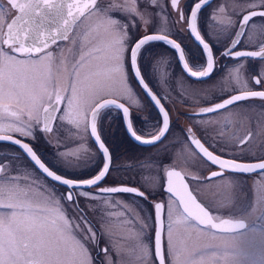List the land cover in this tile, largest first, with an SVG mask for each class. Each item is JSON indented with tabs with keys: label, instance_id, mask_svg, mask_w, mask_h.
Wrapping results in <instances>:
<instances>
[{
	"label": "snow or ice",
	"instance_id": "6c2138e0",
	"mask_svg": "<svg viewBox=\"0 0 264 264\" xmlns=\"http://www.w3.org/2000/svg\"><path fill=\"white\" fill-rule=\"evenodd\" d=\"M209 2L210 0H199L191 8L190 16L187 17L190 34L202 47L206 60V66L202 70L193 71L185 62V52L181 44L175 39H170L167 35H144L131 47L132 73L150 100L153 101L162 119V127H160L158 134L152 135L148 139L138 135L133 130L129 108L120 103L118 99H101L90 108L88 102L97 97L113 95L130 99L132 104L138 103L133 89L129 87L124 65L125 48L130 39L127 29L129 27L134 28L135 25L122 23L120 19L112 18L110 12L117 9L126 20L129 17L132 19L139 17L147 26L150 22L147 17L152 15L149 9L152 6L160 7L161 0H143V9L137 6L138 0H124V3L121 4H113L109 0L107 6L98 4L97 0H87V3L83 5H77L73 0H7V4L19 13L10 23H7V32L3 31L5 4L0 3V132L7 131L20 133L24 137H34L33 129L37 127L42 133H50L53 131V121L57 119L56 114L60 111L63 102L65 107L59 120L61 122L67 121L69 125H74L77 129L87 131L90 128V135L97 144L104 163L98 174L90 179H67L50 170L29 144L15 140L10 135H0V142H9L19 146L47 177L64 185L68 191L61 199L73 203L76 200L73 194L74 190L79 191V195L85 198H95L93 194L83 191V189L97 185L106 177L110 169V150L97 130L98 121L103 119L105 113L111 110L120 112L128 135L142 145H152L161 141L169 131V113L161 104L160 99L151 92L138 67V58L143 55L148 46L162 42L176 51L183 69L191 78L207 79L215 71L212 47L204 41L201 33L197 30L198 12ZM260 3L264 5V0H260ZM178 5L179 0H171L172 8L179 12L180 20L184 21L186 18L183 11L179 10ZM93 6L96 8V18L105 24L107 31L113 37L109 54L106 57L112 66L103 79H97L85 85L80 80V69L84 67L83 62L85 61V56L81 55L70 73L71 79L66 81L63 73L56 65L54 53L47 51L44 55L39 54L48 49L50 44L55 45L58 41L68 40L67 33L71 30L72 25L84 15L86 10L92 9ZM74 8L75 11H73ZM156 15L159 19L158 30L165 31L167 29L165 17ZM258 15L264 17V11H253L249 15L243 16L240 31L236 32V39L232 41L231 47L222 55L229 59L264 57V45L261 46L260 51H233L240 43L245 25L252 17ZM49 22L55 26L49 28L47 26ZM231 23L230 19L225 18V25H231ZM4 46L12 51L9 52ZM60 64H63V58H61ZM197 67L199 68V66ZM239 71L240 69L236 70L237 73ZM233 79L236 83H241L239 76L233 75ZM254 83L256 85L264 83V71L259 74V78H254ZM62 93H66V95ZM249 98H264V91H248L241 95H232L230 98L224 99L222 103H216L214 107L202 108L195 115L212 114ZM41 123L42 127H39ZM188 132L191 133V129ZM252 135L249 132L238 143L245 145ZM189 140L202 153L203 157L221 169L244 174L264 170V160L258 163H238L233 160L222 159L209 152L194 136L190 135ZM82 151H86L83 144L79 148L73 149L71 153L61 152L59 155L61 157L71 155L79 158ZM86 166L90 167L91 163H86ZM6 168L7 165L0 164V209L8 210L0 211V264H90L85 243L91 241L98 244V234L93 230V226L83 210L79 208L78 202L76 203V210L80 212L79 221L83 223V228L81 223L69 219L60 199H57L50 191L45 194L32 185L22 186L18 183L19 176L3 175ZM220 175L221 173L213 172L209 179ZM166 176L165 191L169 195V220L178 210L173 205H178L182 207L186 221L195 220L200 225H210L213 229L224 231H231L239 227L236 222L227 219L221 220L218 224L213 223L209 212L197 202L196 196L189 190V185L185 182L180 171L168 170ZM121 192L146 198L145 192L132 187L103 188L96 195ZM164 207L163 203L154 204L155 256L159 264H164V256L161 252V232L164 227L161 217ZM137 219L141 225L144 224V221L140 220L139 217ZM127 223H131V221H127ZM77 231L83 237V241L78 238ZM131 235L137 243L129 250L130 254L139 250L141 255L136 257L139 264H151L149 246L141 241V237L144 235L143 231L132 232ZM113 250L116 251L115 248ZM102 251L106 256L108 255L107 248L102 249ZM168 252L173 264H191L190 259L181 260L180 251L173 242L170 224ZM117 255L119 257L120 253L118 252ZM107 264H113V261L108 259ZM116 264H124V262L118 258Z\"/></svg>",
	"mask_w": 264,
	"mask_h": 264
},
{
	"label": "rangeland",
	"instance_id": "374dc122",
	"mask_svg": "<svg viewBox=\"0 0 264 264\" xmlns=\"http://www.w3.org/2000/svg\"><path fill=\"white\" fill-rule=\"evenodd\" d=\"M6 1L0 0V3ZM111 2L121 4L124 3V0H111ZM97 3L107 6L109 0H98ZM137 6L143 9V0H138ZM248 6L247 2L240 0L214 2L210 8L205 9L201 14L208 25L207 32L209 35L216 41L228 42L233 35L237 16L239 17L240 12ZM5 7L8 9L7 14L9 13L7 19L13 10L14 14L16 13V10L12 9L10 5ZM95 12L96 8L93 6L78 22L76 21L73 31L71 30L72 32L70 31L68 35V40L58 45L54 53L56 65L63 73L66 81L71 79L70 73L81 55L85 56V61L83 62L84 67L80 69V80L85 85L97 79H103L112 66L106 57L109 54L113 37L107 31L105 24L96 18ZM149 12L152 15L147 17L150 21L147 26L139 17L135 19L129 17L126 20L117 9L110 12L112 18L120 19L122 23L135 25L134 28L129 27L127 29L130 39L125 48L124 65L129 87L133 89L138 103L132 104L130 99L123 96L120 98L129 102L135 129L142 137H149L158 130L160 119L157 108L155 107V109L153 106V110L151 109L147 97L132 76L129 65V48L132 42L137 35L149 30H158L159 19L156 14H159L165 17L167 24L165 31L178 33L189 43V52H197L194 44L185 35L184 25L179 20L178 13L172 10L170 0H161L160 7L152 6ZM225 18L232 21L231 25L224 24ZM254 35L253 32L249 34V40L257 44L260 40L258 37L253 39ZM61 58H63L62 65L60 64ZM138 59L141 61L140 64L144 68L147 79L150 77L148 69L153 70L155 87L171 103L169 108L171 114L180 110L181 98L199 101L205 97L209 98L211 93H214L213 91H217L219 94H232L233 91L247 87L251 73L256 72L246 71L242 69L241 65L236 64L231 65L224 73L210 81L195 82L189 80L182 70L177 69L171 53L156 54L152 66H149L148 69L147 52L144 51ZM237 69H240L238 73L236 72ZM233 75L239 76L241 83H236ZM107 96L109 95L103 97ZM103 97L89 100V108ZM61 115H63V109L58 116L54 131L50 133L41 132L38 136L39 142L43 144L41 148L46 144L45 146L51 150V159L54 166L59 168H56L57 170L66 173L68 176H70L69 174H79L80 177H90L102 166L103 160L100 152L94 146L89 130L77 129L74 125H69L67 121L61 122L59 120ZM121 121V114L116 110L105 113L103 119L98 121L100 133L110 148L119 149L116 151L118 153L122 150L123 152L127 151L125 150L126 147H132L135 150L134 156H128L129 159L125 160V163L121 159L114 162L108 179H132L139 188L145 192L153 193L155 195L153 198H156V195L162 197L166 208L164 248L167 264H173L168 252L169 224L171 225L173 242L180 251L181 260L190 259L191 264H264V200L261 194V186L264 185V172L249 175L231 173L213 180H206L205 173L206 171L209 172L212 167L206 165L196 155L178 129H173L169 138L162 145L149 149L132 142L126 136ZM189 121L194 128L206 134L225 153L247 154V158L264 156V103L262 102L236 104L211 116L190 119ZM35 129H33L34 132ZM248 132L253 135L249 137V141L245 145L240 146L238 141L243 139ZM81 144L85 146L86 151H82L79 158L71 155L67 157L59 155L61 152L71 153ZM23 157L14 149L0 148V158ZM86 163H91V166H86ZM170 166L181 169L188 176L194 193L211 208L215 217L244 218L248 223L246 228L237 233H221L214 232L209 228H199L192 220L186 221L184 219V214L178 205H173L178 210L169 220V196L162 191V184L164 172ZM18 183L22 186H37L22 180H19ZM46 185L42 179L38 189L41 192L52 191ZM83 191H88L95 196V198H85L79 195V191L77 194L79 206L90 218L93 230L94 227H97L102 233L101 237L108 249L107 256L102 252L104 264H107L108 259L116 264L118 258L122 259L124 264H139L136 259L137 256L141 255L139 250L134 254H130L129 251L137 243L131 235L132 232L136 231H143L144 235L141 237V241L149 246V260L151 264H155L150 241V228L153 221H151L150 212L147 211V201L138 196L96 195L89 188L83 189ZM61 204L69 219L81 223L79 221L80 212L72 204L66 205L62 202ZM137 217L144 221L143 225L140 224ZM127 221H131V223H127ZM81 227H84L83 223H81ZM77 235L83 241V237L78 231ZM95 244L91 241L85 243L90 264H98L93 258ZM114 248L116 251L113 250ZM118 252L120 253L119 257Z\"/></svg>",
	"mask_w": 264,
	"mask_h": 264
},
{
	"label": "flooded vegetation",
	"instance_id": "af4514ba",
	"mask_svg": "<svg viewBox=\"0 0 264 264\" xmlns=\"http://www.w3.org/2000/svg\"><path fill=\"white\" fill-rule=\"evenodd\" d=\"M6 1V0H5ZM98 1V0H97ZM198 0H181V2H179V10L183 11L184 16H185V20L181 21L180 20V16H179V12L176 9L172 10L174 12L178 13V17L179 20L182 22V24L184 25V30H185V35H187L188 40L194 44V46L197 49V52L193 53L189 52V43L184 39V37H180L178 35V33H173V32H169V31H159V30H149L146 31L140 35H137L136 38L134 39V41L132 42L131 46L133 45V43L139 39L140 37L147 35V34H159V35H167L170 39H175L177 40L178 43L181 44L183 51L185 52V62L188 63L189 67L192 68L193 71L196 70H202L203 67L206 66V60L205 57L203 55L202 52V47L199 45V43L193 38V36L190 34V31L188 29V22H187V17L190 16V11L191 8L193 6V4L195 2H197ZM242 2H247L249 4V6L244 9L242 12H240L239 17L237 16V19L235 21V25H234V32L233 35L231 37V39L227 42V41H216L213 39V37H211L209 35V33L207 32V23L206 20H204V18H202L201 14L202 12L205 11V9L210 8V6L214 3V2H219V0H212L211 2H209L205 7H203L199 12H198V17H197V30L201 33L202 38L204 39L205 42L209 43L210 46L212 47V51H213V58H214V64H215V71L213 72V74L207 78V79H194L191 78L190 76H188L182 69L179 59H178V53L174 50H172L170 47L166 46L164 43L162 42H156L153 43L151 45L148 46V48L145 50V52H147V63H148V67L152 66L153 64V60H154V56L156 54H163V53H171L172 56L175 59V65L177 67V69L182 70V72L185 74V76L191 80V81H195V82H207L210 81L211 79L217 77L218 75L224 73L231 65H236L239 64L242 66V69L246 70V71H256L255 73L252 72L250 75V80H248L249 83L247 87L239 89L237 91H233L232 94H225V93H217V91H213L214 93H211V95L208 97H205L202 100L199 101H191L189 99L186 98H181L180 101V110L171 114L169 108L171 107V103L168 101V99H166L165 97H163L160 91H158L157 87H155V82H154V73L153 70H151L150 68L148 69V73L150 74L149 79L146 78V74L144 71V68L141 66V61L138 59V67L140 68L142 77L144 78L145 82L148 84L149 88L152 90L153 93H155V95L158 97V99H160L161 104L163 105V107L165 108L166 111H168L169 113V117H170V128L169 131L166 133V135L161 139V141L152 144V145H147V146H143V145H139V146H143L144 148H155L159 145H162L164 142H166V140L169 138L170 132L173 129H178L183 137V139L187 142V144L192 148V150H194V152L196 153V155L203 160L206 165L211 166V170L209 172L206 171L205 173V178L206 180H213L219 177H223L226 174H233L235 172H232L231 170H227V169H221L218 165H213L210 161H208L205 157H203V155L195 148V145H193L191 143V141L189 140V136L192 135L194 136L195 139L200 140V142L204 145L205 148H207L208 150L212 151L213 153H215L216 155L222 157L223 159H230V160H237V161H244V162H254V161H259V160H264V156L262 157H246L245 154L243 155H237V154H231V153H225L223 152V150H221L212 140L209 139V137L202 133L201 131H198L196 128H194L191 124V122L189 121L190 119H195V118H202V117H207V116H211L213 114H216L220 111L223 110H219L218 112L212 113V114H207V115H195L197 113L200 112V110L202 108H207V107H214V105L216 103H222L224 99H228L230 98L232 95H236L239 92H248V91H264V83H262L261 85H256L254 83V78H259V74L262 72V69L264 68V57L261 58H238V59H229L228 57L222 55L223 52H225L228 48L229 45L232 43L233 38L235 37V34L239 28L241 19L243 17L244 14H248L252 11H260V10H264V5H261L260 0H240ZM4 3L5 6L8 5L7 1L6 2H1ZM170 4H171V0H170ZM5 23H4V27H3V31L7 32V23H9L11 17L14 14V10L12 11V14L10 15V17L7 19V12L8 9L5 7ZM89 10H86L84 12V15L88 12ZM83 15V16H84ZM81 16L79 18V20L83 17ZM77 20V22L79 21ZM76 22V23H77ZM75 23V24H76ZM75 24L72 27V31L73 28L75 26ZM71 31V32H72ZM255 33V35L252 37L253 39L255 38H259L260 42L257 44L252 43V41L249 40V34L251 33ZM184 33V32H183ZM257 34V35H256ZM65 40L63 41H58L57 44L52 45L50 44V47L48 49H45L43 53H40L39 55H44L47 51H52L53 53L56 52L57 50V46L62 44ZM264 45V17L262 16H255L252 17L250 19V21L248 22V24L245 25L244 28V32L241 36L240 39V43L239 45L233 49V51H260L261 50V46ZM131 46L129 48V65H130V49ZM6 48V50H8L9 52H11L12 50L7 48V46H4ZM203 60V62H202ZM200 64H202L200 66ZM199 66V68L197 67ZM196 67V68H195ZM131 70V68H130ZM132 73V71H131ZM54 75H55V69H54ZM133 76V73H132ZM134 78V76H133ZM68 80V79H67ZM135 83L140 87V85L137 83L136 79L134 78ZM140 89L142 90V88L140 87ZM51 90V89H50ZM142 92L145 94V92L142 90ZM65 94L66 93H62ZM145 96L147 97V100L150 104V107L152 109V107L154 106L153 101L150 100L149 96H147L145 94ZM104 98H114V99H118V101L124 103L128 108H129V113H130V119H131V123L133 125V130H135L137 132V130L135 129V125L133 122V117H132V108L129 104L128 101H124L123 99H121L120 97L117 96H113V95H109L107 97H103L101 99ZM100 99V100H101ZM99 100V101H100ZM97 101V102H99ZM246 102H262L264 103V98H249L247 100L241 101V102H236L231 106H227L225 109H228L236 104H241V103H246ZM94 106V105H93ZM65 104L62 102L61 107H60V111L56 114L57 119L58 116L61 112L62 109H64ZM155 108V106H154ZM156 109V108H155ZM224 109V110H225ZM153 110V109H152ZM157 111V110H156ZM158 113V111H157ZM121 114V113H120ZM88 115H90V111L88 113ZM159 115V119H160V127H162V119ZM41 116H42V112H41ZM57 119L55 121H53L52 127H53V131L56 128V124H57ZM121 119H122V124L124 127V123H123V118L121 115ZM39 127H42V123ZM156 130L152 135H156L159 132V129ZM35 132H34V137H24L22 136L20 133H12V132H0L1 134H8V135H13L27 143L30 144V146L33 148V150L38 154V156L42 159V161L48 166L50 167L52 170L56 171L57 173H60L68 178L74 179V180H83V179H89L92 176H94L95 174H97L99 172V170L103 167V156L100 153L101 157H102V166L100 167V169L97 170V172L95 174H93L90 177H80L79 174H69L70 176L66 175V173L61 172L59 170H57L56 168H58L57 166H54L52 159H51V155L52 152L51 150H49L48 147H46L44 144V147L41 148L43 146L42 143L39 142V135L41 134V131L38 130L37 127ZM191 129V133L188 132V130ZM89 130V129H88ZM97 130L99 135L101 136L102 140L104 141V143L106 144V146L109 148L110 150V154H111V162H110V169L109 172H111V168L114 164V162L118 159H121L123 163H125L128 158V156H134L133 153H135L134 148L132 147H126L125 152L120 151L119 153L116 152L117 150H114L112 148L109 147V145L107 144L106 140L102 137L99 127L97 125ZM124 131L126 136L132 141L134 142L130 136L127 134L125 127H124ZM249 133V132H248ZM248 133L246 134V136L248 135ZM138 134V132H137ZM152 135H150L149 137L146 138H150ZM92 140V139H91ZM249 141V140H248ZM93 142V141H92ZM135 143V142H134ZM94 144V142H93ZM136 144V143H135ZM239 144V143H238ZM240 145V144H239ZM94 146L96 147V145L94 144ZM242 146V145H240ZM0 148H8V149H14L17 152H19L22 156H24L23 158H0V164H4L7 165V168L5 170V172L3 173V175H7V176H19L20 180L22 181H27L29 183H34V186L37 185L36 187L38 188L39 185H41V180L43 179L46 182V186H48L52 191H50L57 199H60V202L66 204V205H73L76 208V203L78 202L79 205V198H78V191L74 190L73 194L76 197V200L73 203H69L64 199H61V197L67 193L68 189L62 185L59 184L57 182H55L54 180L50 179L49 177H47L46 175H44L41 170L34 164L33 161H31V159H29L25 153L15 144L9 143V142H0ZM97 148V147H96ZM49 152V153H48ZM100 152V151H99ZM50 158V159H48ZM131 161V160H130ZM59 169V168H58ZM170 169H175V170H179L182 175L184 176L185 180L187 181L190 190L193 192V194L196 196V194L194 193L193 189L191 188L190 185V181L188 176L179 168L175 167V166H170L167 167L165 172H164V178H163V184H162V191L164 193H166L164 186L167 180V176H166V172ZM75 170V169H74ZM213 171H217L220 172L221 175L215 178H211L209 179L208 174L213 172ZM109 172L107 173L106 177L99 182L97 185L89 188L92 189L93 193L98 194L100 189L103 188H110V187H116V186H121V185H125V186H129V187H135L138 188L139 190L145 192L144 190H142L141 188H139L132 180V179H126V180H120L119 178L116 180H109ZM264 170H259L256 171L254 173H247L245 175H249V174H257V173H263ZM235 174H239V175H244V173H235ZM25 177H27V179H25ZM37 183V184H36ZM262 190H261V194H262V198L264 200V185L261 186ZM49 191H45V194H48ZM167 194V193H166ZM108 195H126V196H137L135 194H130V193H115V194H104L103 196H108ZM168 195V194H167ZM145 196L144 197H140L143 198L147 201V211L150 212V216H151V221H153V225L150 228V241H151V248H152V254H153V259L155 264H158V261L156 260L155 254H154V232H155V209H154V204L155 203H163L165 206V203L163 202V200L161 199L162 197H160V195H156V198H153L155 195L151 192H145ZM169 196V195H168ZM139 197V196H138ZM196 198L200 201V203H202L207 210L209 211L210 216L212 217V219L214 221H218L224 218L227 219H232V220H242L243 221V225L240 228L231 230V231H224L222 229H213L211 228L210 225L208 226H204V225H200L197 221L192 220L197 227L199 228H209L214 232H221V233H237L239 230H242L244 228H246V226L248 225L246 219L244 218H231V217H220L217 218L213 215V212L211 210L210 207H208L205 203H203L197 196ZM79 208L81 209V207L79 206ZM179 209L183 212V209L181 207H179ZM83 210V209H82ZM0 211H8L7 209H0ZM84 213V211H83ZM85 214V213H84ZM165 214H166V208L164 207L163 209V223H164V228H163V235H162V245H163V256H164V262L165 264H167L166 259V253H165V248H164V232H165ZM86 215V214H85ZM87 216V215H86ZM88 217V216H87ZM89 221L90 218L88 217ZM193 223V224H194ZM94 230L96 231V233L98 234V244H95V251L93 253V258L98 262V264H104V257L102 255V249H105V243L103 242V238L102 233L99 229H97V227H94Z\"/></svg>",
	"mask_w": 264,
	"mask_h": 264
},
{
	"label": "water",
	"instance_id": "95a60500",
	"mask_svg": "<svg viewBox=\"0 0 264 264\" xmlns=\"http://www.w3.org/2000/svg\"><path fill=\"white\" fill-rule=\"evenodd\" d=\"M212 0H210V2H211ZM73 2L74 3H76L77 5H83L84 3H87V0H73ZM199 2V0L197 1V2H195V3H198ZM195 3L193 4V6L192 7H194V5H195ZM208 4V3H207ZM206 4V5H207ZM206 5H204L203 7H205ZM202 7V8H203ZM16 10V9H15ZM76 9L74 8L73 9V11H75ZM262 11H264V10H260V11H255V12H262ZM253 12V11H252ZM251 13V12H250ZM250 13H248V14H244V15H249ZM17 15H19V13H18V11L16 10V13L14 14V16L12 17V19H14L15 18V16H17ZM243 15V16H244ZM11 19V20H12ZM11 20L9 21V23L11 22ZM243 20V17H242V19H241V21ZM240 24H241V22H240ZM74 25V24H73ZM73 25H72V27H73ZM49 28H51V27H54L55 25H52L50 22L48 23V25H47ZM72 27H71V29H72ZM245 28V27H244ZM71 31V30H70ZM70 31L67 33V35H69V33H70ZM237 31H240V25H239V28H238V30ZM244 32V31H243ZM147 35H151V34H147ZM143 37V36H142ZM142 37H140V38H142ZM139 38V39H140ZM194 38V37H193ZM139 39H137L135 42H137ZM234 39H236V34H235V37L233 38V40ZM241 39V38H240ZM135 42L133 43V45L132 46H134V44H135ZM231 45H232V43L229 45V48L231 47ZM131 46V47H132ZM180 62V61H179ZM180 65H181V67H182V63L180 62ZM130 67H131V49H130ZM182 69H183V67H182ZM132 71V70H131ZM183 71L187 74V75H189L184 69H183ZM133 76H134V74H133ZM190 76V75H189ZM134 78L136 79V77L134 76ZM144 79V78H143ZM136 81H137V79H136ZM145 81V80H144ZM137 83L139 84V82L137 81ZM146 83V82H145ZM140 85V84H139ZM140 87L142 88V90L145 92V90L143 89V87H142V85H140ZM149 87V86H148ZM150 89V88H149ZM151 90V89H150ZM151 92H152V90H151ZM153 93V92H152ZM245 93V92H244ZM244 93H238V94H236V95H241V94H244ZM145 94H146V92H145ZM154 95H155V93H153ZM147 95V94H146ZM148 96V95H147ZM157 97V96H156ZM158 98V97H157ZM104 99H114V98H104ZM120 102V101H119ZM120 103H122V102H120ZM124 104V103H123ZM125 105V104H124ZM126 106V105H125ZM127 107V106H126ZM89 117H90V115H89ZM123 118V117H122ZM130 122H131V119H130ZM123 123H124V119H123ZM124 127H125V123H124ZM125 130H126V128H125ZM89 132H90V128H89ZM127 132V131H126ZM99 134V133H98ZM128 134V133H127ZM0 135H8V134H1L0 133ZM10 136H12V138L13 139H15V140H21V139H19V138H17V137H15V136H13V135H10ZM91 136V135H90ZM131 138V137H130ZM145 139H148V138H146V137H144ZM91 139H92V141L94 142V139L91 137ZM132 139V138H131ZM135 143H137L134 139H132ZM21 142L22 143H27V142H25V141H23V140H21ZM104 142V141H103ZM28 144V143H27ZM94 144L96 145V147L98 148V146H97V144L94 142ZM137 144H139V143H137ZM140 145H142V144H140ZM30 146V145H29ZM143 146H147V145H143ZM19 147V146H18ZM31 147V146H30ZM20 148V147H19ZM196 148V147H195ZM21 149V148H20ZM197 149V148H196ZM207 149V148H206ZM99 150V149H98ZM198 150V149H197ZM208 150V149H207ZM199 151V150H198ZM209 152H211V153H213L212 151H210V150H208ZM202 154V153H201ZM26 155V154H25ZM213 155H215V156H218V155H216L215 153H213ZM27 156V155H26ZM28 157V156H27ZM218 157H220V156H218ZM29 158V157H28ZM220 158H222V157H220ZM30 159V158H29ZM223 159V158H222ZM42 160V159H41ZM228 160H230V159H228ZM233 161H235V162H238V163H258V162H260L261 160H259V161H254V162H244V161H237V160H233ZM43 162V161H42ZM44 163V162H43ZM46 165V164H45ZM47 166V165H46ZM38 167V166H37ZM48 167V166H47ZM49 169L50 170H52L50 167H49ZM170 170H172V169H170ZM52 171H54V170H52ZM176 171H179V170H176ZM256 171H259V170H256ZM41 172H42V170H41ZM55 172V171H54ZM213 172H217V171H213ZM213 172H211V173H213ZM43 173V172H42ZM57 173V172H56ZM211 173H209L208 174V177H210L211 176ZM217 173H220V172H217ZM44 174V173H43ZM58 175H61V174H59V173H57ZM98 174V173H97ZM182 174V173H181ZM44 175H46V174H44ZM47 176V175H46ZM62 177H64V178H67V179H71V178H68V177H66V176H63V175H61ZM94 177V176H93ZM92 178V177H91ZM51 179V178H50ZM90 179V178H89ZM185 179V178H184ZM72 180H74V179H72ZM185 182L187 183V181L185 180ZM166 183H167V180H166ZM166 183H165V186H164V189L166 188ZM116 187H129V186H125V185H121V186H116ZM132 188H135V187H132ZM138 191H141V190H139L138 188H136ZM189 190H190V188H189ZM191 191V190H190ZM194 195V194H193ZM197 202L198 203H200L199 201H198V199H197ZM203 207H205L202 203H200ZM182 208V207H181ZM205 209L207 210V208L205 207ZM208 211V210H207ZM209 212V211H208ZM210 215V214H209ZM162 220H163V210H162ZM225 219H227V218H224V219H221V220H225ZM213 220V219H212ZM221 220H218V221H214L213 220V223H220V221ZM227 220H232V219H227ZM232 221H234V222H236L238 225H239V227H237V228H240L242 225H243V221L242 220H232ZM156 222V221H155ZM164 228V227H163ZM163 228H162V232H161V252H162V255H163V245H162V235H163ZM237 228H235V229H237ZM155 230H156V224H155ZM234 230V229H233ZM155 250H156V248H155V232H154V254H155ZM156 257V256H155ZM156 260L158 261V259H157V257H156ZM158 264H159V261H158ZM164 264H165V262H164Z\"/></svg>",
	"mask_w": 264,
	"mask_h": 264
},
{
	"label": "bare ground",
	"instance_id": "6f19581e",
	"mask_svg": "<svg viewBox=\"0 0 264 264\" xmlns=\"http://www.w3.org/2000/svg\"><path fill=\"white\" fill-rule=\"evenodd\" d=\"M138 135H139V134H138ZM95 175H96V174H95ZM95 175H94V176H95ZM92 177H93V176H92ZM87 179H88V178H87ZM198 201H199V200H198ZM199 202H200V201H199Z\"/></svg>",
	"mask_w": 264,
	"mask_h": 264
}]
</instances>
